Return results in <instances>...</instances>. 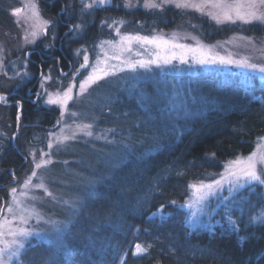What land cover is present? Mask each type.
<instances>
[{
	"label": "trees",
	"instance_id": "16d2710c",
	"mask_svg": "<svg viewBox=\"0 0 264 264\" xmlns=\"http://www.w3.org/2000/svg\"><path fill=\"white\" fill-rule=\"evenodd\" d=\"M38 1L42 11L55 20L59 47H52V61L38 44L30 51L27 69L35 73L44 71L47 64L69 66L72 57L68 45L78 42L90 46L103 35L101 19L108 22L119 11L113 6L94 7L81 15L80 0ZM65 6L67 11L62 12ZM188 15L193 14L176 9L135 12L130 14L134 23L129 25L135 28L136 20H141L154 26L156 21L160 28H169ZM202 23L200 31L208 27ZM75 24L83 25L77 38L69 31V25ZM247 28L258 35L264 29ZM238 77L182 73L180 82H188L192 89L182 95L193 107L187 116L169 113L165 104L172 93H155L158 81L168 79L158 74H150L142 82L148 87V108H142L135 95H122L123 102L105 107L102 118L116 112L123 120L130 117L121 129L128 151L123 149L112 166L89 174L90 181L64 184L73 192L75 208L66 218L59 207L55 212L61 225L58 239L38 242L32 238L22 251V264H117L124 253L125 264H264V223L238 219L233 229L218 213L220 208L212 219L222 222L191 229L180 205L191 182L214 178L227 159L250 152L264 135V101L257 99L264 97V82L256 76L248 83ZM30 84L32 90L37 87L35 80ZM12 90L5 95L10 126L6 130L0 125V206L7 201L9 189L22 179L23 154L27 155L35 139L45 140L43 136L58 113L54 106H41L40 98L32 101L24 86ZM163 99L160 107L157 100ZM66 157L78 169L76 155ZM145 200L149 204L140 208L138 202ZM173 200L174 205L168 203ZM160 204H165L163 211L169 214L163 221L149 215ZM257 204H261L259 200ZM137 243L151 247L146 254L133 256Z\"/></svg>",
	"mask_w": 264,
	"mask_h": 264
},
{
	"label": "rangeland",
	"instance_id": "374dc122",
	"mask_svg": "<svg viewBox=\"0 0 264 264\" xmlns=\"http://www.w3.org/2000/svg\"><path fill=\"white\" fill-rule=\"evenodd\" d=\"M32 2L37 5L40 17L51 23L48 25L46 34L39 35L34 43H26L25 33L32 30V22L26 19L29 15L26 5ZM86 2H90V0H86ZM125 2L126 0H111L110 4L94 6L119 7L117 14L111 17L108 22L101 19L100 24H103L104 27L102 29L104 32L101 31L103 35L91 43L90 46L84 43L71 42L68 45L72 57L69 66L62 67L60 64H56L54 68L52 65L47 64L48 67L44 71L35 73L27 69L26 59L31 57L30 51L38 44L50 56L48 61H52L54 57L51 51L58 40L55 20L51 15L42 11L38 0H0V61L3 63V69L0 70V95L5 96L13 88L24 86L32 101L37 99V93H39L41 106H54L58 109L52 127L43 136L45 140L41 143L35 139V143L28 146L27 155L23 154L22 179L18 184L11 187L17 188V197L21 201V207L34 208L35 212L38 213V215H32L27 224H22L19 221L15 222L17 227L33 230V234L27 239L26 245L32 238H35L38 242H50V240L58 239L57 235L61 233V225L58 221L59 216H55V212L60 207L61 211L67 216L66 218H69L75 208L72 205L73 192L71 189H67L64 184L90 181L91 175L89 174L101 172L103 166H112L118 160V157L122 155L123 149L128 151L126 144H124L126 138L122 137L121 129L124 124L131 120L130 117L126 121L118 117L119 112L106 118H102V115L104 108L108 105L112 106L116 102H123L125 99L121 98L122 95L131 97L135 95L139 105L142 108H148L150 104L149 99H147L148 87L143 84L146 76L158 74L168 78L158 81L157 88L154 89L153 87V89L156 91L155 93H158V91L164 94L165 92L172 93L165 105L168 107L169 113L176 116L190 115L193 110V107L189 106V103L182 97V95L192 92L191 85L188 82H180L178 77L182 73L194 74L198 71L229 73L238 75V78L247 83L252 80L250 79L252 76H256V79L264 82V73L239 67L236 64L197 63L196 59L200 56L199 51L173 48L171 45L157 47L155 44L137 43L135 41L128 48L126 42H121V36L126 34L162 36L174 44L187 45L191 49H196L198 45L204 47L206 51L210 48L214 56H223L233 60L247 58L250 63L264 65V29L258 35L256 32H248L247 28L249 26L264 28V21H255L249 24L239 21L217 24L214 20L202 15L195 9L176 8L174 3L164 4L161 8H146L144 7L145 0H130L132 7L126 8L124 6ZM156 2L160 3L161 0H156ZM16 8H21L23 11L18 15H13V10ZM165 9H176L184 14L193 15H188L186 19L169 28H160L156 21L154 26L150 25V22L141 20H136L135 28L129 25L131 22L134 23L130 17L131 13L147 14L152 13V11L164 12ZM202 22L208 26L202 29L203 32L200 31V23ZM117 29H119V35ZM173 33L176 34L174 40ZM53 34H55V38ZM59 38L61 37L59 36ZM29 39L31 40V37ZM57 46L59 47V44ZM126 48L128 50H125ZM77 49L80 50L79 53H77ZM157 53L161 58L176 53L177 55H184L185 59L181 61L179 58H172L171 62L167 64L161 62L151 64L148 68L137 67L135 70L126 67L127 62L156 59ZM85 55L89 58L88 65L85 68H80V65L84 64ZM116 57H119V59ZM93 67L108 71L109 75L102 76V79L89 85L86 91L81 93L79 83L92 72ZM24 70L29 73L24 80L15 75L16 72H20L22 75ZM43 77H50V79L45 80ZM32 80L37 83L34 90L30 86ZM70 83L74 85L73 99L68 101L66 107L62 108L59 104L45 103L48 99L46 93H52L53 95L58 92L62 93ZM164 103L165 99L157 100V104L161 105L160 107H163ZM7 104L0 101V125L6 130L10 126ZM83 125H91V128L81 131ZM88 131H91L92 135H87ZM61 136H74L75 138L58 143L57 137ZM261 137H264V135ZM50 143L52 147H49ZM257 144H260L261 147L257 148ZM253 151L264 152V141L258 138L250 152L227 159L214 178L202 181L208 183L213 179H219L220 174L224 172V165L227 161L233 160L237 156L246 157ZM32 153H35V156ZM45 153L48 155H42ZM70 153L76 155V157L78 156L74 160L78 169L70 165V160L72 161L73 157L71 156L70 160L66 157ZM41 159H50L51 163L45 168L35 169V163ZM33 170L37 172V176L32 177V185L39 184L42 181L45 187L30 186L25 190L21 186L25 179L31 176ZM197 182L199 181L190 184ZM229 187V184L225 182L222 189L216 190L208 196L202 208L200 205H194L191 208L188 206V202L194 199V191L188 187L187 196L180 204L186 212L185 223L191 229L210 227L215 222H222L220 218L212 219V215L221 208L218 213L223 214V221L227 223L225 216V209H227L237 225L238 219L250 221L251 216L264 211V202H261L262 195L264 198V186L257 184L245 185L231 191ZM10 189L8 199L4 204L2 203V206L11 201ZM25 191L26 195H20L21 192ZM47 193H51V195H47ZM258 200L261 203L259 206L257 204ZM0 215H8L6 208ZM227 226L232 228L228 223ZM13 264H18V262L13 261ZM117 264H120V259Z\"/></svg>",
	"mask_w": 264,
	"mask_h": 264
},
{
	"label": "snow or ice",
	"instance_id": "6c2138e0",
	"mask_svg": "<svg viewBox=\"0 0 264 264\" xmlns=\"http://www.w3.org/2000/svg\"><path fill=\"white\" fill-rule=\"evenodd\" d=\"M82 8L81 15H84L86 11L93 9L94 6H104L110 4L111 0H80ZM174 3L176 8L183 9H195L200 12L202 15H206L217 24L222 23H236L237 21L249 24L255 21H264V0H161L160 3H157L156 0H145L144 7L146 8H161L164 4ZM126 8L132 7L130 0H126ZM29 15L26 17L27 20H30L32 30L26 32L24 39L26 43H34L35 39L41 35L46 34L48 25L51 23L48 20H43L40 17L39 10L37 5L32 2L26 5ZM23 10L21 8H16L13 10V15H18ZM67 11V6L62 7V12ZM19 23V21H17ZM69 31L72 32L73 38L80 36L83 31V25L75 24L69 25ZM117 34L119 35V29H117ZM67 35V33L65 34ZM55 38V34H53ZM31 37V40L29 39ZM176 38V34L173 33V40ZM137 43H147L155 44L157 47L171 45L173 48H187L189 51H199L200 56L196 59L197 63L200 64H236L239 67L247 68L253 71H259L264 73V65H258L250 63L247 58H241L240 60H233L231 58L212 55L210 48L206 51L204 47L197 46L196 49H191L187 45H178L174 44L170 40L164 39L162 36H141L139 34H126L121 36V42H126L128 48H130L132 42ZM126 48L125 50H128ZM79 53V49L76 50ZM119 59V57H116ZM172 58H179L181 61H184V55H177L173 53L171 56L160 57L157 53L156 59L152 60H135L126 63V67L129 69L135 70L139 68H148L151 64H159L161 62L167 64L171 62ZM88 56H84V64L80 65V68H85L88 65ZM15 67V66H13ZM3 69V63L0 61V70ZM102 73V74H101ZM16 76H20L22 80L28 77L29 73L24 70L21 75L20 72L15 73ZM108 71H103L97 67H93L92 72L89 73L84 80L80 81L79 89L81 93H84L87 87L91 84H94L96 81L102 79V76H108ZM43 79H50V77H43ZM43 86V80H42ZM73 84L63 90L62 93H57L53 95L52 93H46L48 99L45 101L47 104H59L61 107H66L69 100L73 99L72 91ZM37 98L39 99V93H37ZM264 101V97L257 98ZM0 101L7 103V98L3 95H0ZM20 105V101L16 102ZM19 120V115L17 116ZM59 123V121H57ZM91 125L81 126V131L84 129H90ZM87 135H92L91 131L86 133ZM75 137L61 136L57 137L58 143H63L65 140L74 139ZM259 140L264 141V137H259ZM49 147H52V144H49ZM261 145L257 144V148H260ZM35 156V153H32ZM48 155V154H42ZM211 156L215 158V153H211ZM51 163L50 159H41L39 162L35 163V169L45 168L48 164ZM180 173H178L179 175ZM15 174L13 173V176ZM37 172L33 170L31 176L25 179L23 189L27 190L30 186L36 188H44V184L41 183L32 185V177H36ZM227 182L229 184V190L235 188H241L245 185L251 186L253 184L264 186V152L253 151L248 156H237L235 159L227 161L224 165V172L220 174L219 179H213L208 183L204 181H199L197 183H192L189 185L194 191V199L188 202V206L191 208L194 205H200L203 207L204 202L207 200L208 196L216 190L222 189L223 184ZM46 191V190H45ZM159 191V188L156 189ZM11 201L4 206H0V213H3L4 208H6L7 216L0 215V264H13V261L22 264V250L26 247L27 239L32 236L33 230L27 229L24 227L15 226V222L19 221L22 224H27L28 219L32 215H38L35 212V209H28L21 207V201L17 197V188L13 187L10 189ZM25 192H21L20 195H26ZM51 195V193H47ZM227 199V197H225ZM169 204L174 205L176 201H170ZM149 201L145 200L143 202H138L140 208H144L145 205H148ZM165 204H160L156 211L150 212L151 218H159L161 221L167 218L169 214L165 213L163 210ZM195 215V213H193ZM225 216L227 218V223L230 224L233 228H236V222L232 219L230 212L225 209ZM11 217V218H9ZM250 222H260L264 223V211L259 212L256 215L250 217ZM151 245L147 247L142 246L137 243L135 249L132 253L133 256H140L146 254ZM127 253L120 257V264H125V258Z\"/></svg>",
	"mask_w": 264,
	"mask_h": 264
},
{
	"label": "water",
	"instance_id": "95a60500",
	"mask_svg": "<svg viewBox=\"0 0 264 264\" xmlns=\"http://www.w3.org/2000/svg\"><path fill=\"white\" fill-rule=\"evenodd\" d=\"M8 96V95H7Z\"/></svg>",
	"mask_w": 264,
	"mask_h": 264
}]
</instances>
